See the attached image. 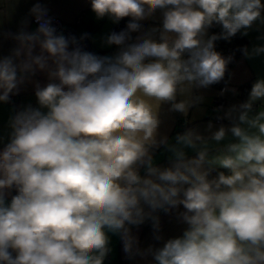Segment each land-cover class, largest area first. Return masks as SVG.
Masks as SVG:
<instances>
[{"label":"clouds","instance_id":"9594fccd","mask_svg":"<svg viewBox=\"0 0 264 264\" xmlns=\"http://www.w3.org/2000/svg\"><path fill=\"white\" fill-rule=\"evenodd\" d=\"M89 2L98 20L130 18L104 38L112 55L85 50L87 33L58 31L40 0L29 9L34 30L24 21L4 34L14 47L0 55V105L25 83L34 84L36 105L13 104L0 136V264H104L109 233L128 259L148 264H264V108L253 111L264 79L217 116L229 125L207 124L208 136L159 132L164 104L187 116L204 100L194 90L223 82L221 95L236 94L225 79L234 57L216 42L264 25V2ZM157 11L161 24L145 29ZM240 51L251 59L264 45ZM38 73L46 84L34 80ZM229 133L234 142L213 151ZM161 148L171 153L167 167L154 161ZM217 168L227 174L210 178ZM160 212L186 225L180 236L164 239ZM149 221L163 243L142 249L132 229Z\"/></svg>","mask_w":264,"mask_h":264},{"label":"crops","instance_id":"0c3cea01","mask_svg":"<svg viewBox=\"0 0 264 264\" xmlns=\"http://www.w3.org/2000/svg\"><path fill=\"white\" fill-rule=\"evenodd\" d=\"M36 2V0H0V55H7L10 49L14 47V41L7 39L4 34L15 33L22 26V22L27 21L28 30H34L37 26L33 18L29 15V9ZM44 4L49 13L62 19L66 30H70L73 35L78 38L84 33L88 34L87 42L88 49L98 55L110 53L112 55L117 49L115 46H107L104 43V38L113 31L114 25L108 17L98 20L91 10L89 0H40ZM264 2V0H262ZM80 18V22L77 20ZM162 22V12L157 11L153 17L143 21L145 29L154 26H159ZM66 35V33L64 32ZM136 35V34H133ZM246 37L249 39L248 49L251 50L254 46L264 45V25L257 24L252 30L248 32ZM258 79H264V54L255 56L251 59L245 58L243 55L239 58L238 62L231 69L227 79V87L235 88L236 94L231 91L224 93L225 106L221 111V115L232 105H238L248 98V94L252 85ZM34 80L39 81L41 85L47 83V77L43 73H38ZM249 83V84H248ZM249 86L245 87L244 85ZM225 88V87H224ZM220 89L210 86L207 89L194 90L195 95H202L204 100L199 105L191 108L188 115L185 116L181 113L170 112L169 105L164 104L161 106L160 118L161 125L159 132L162 136L166 135L170 140H173L177 133H182L188 128H197L202 134L208 136L206 131L207 124L211 121L216 130L221 124L229 125L230 122L223 119L221 122L212 119V111L210 106L216 100ZM31 103L36 105L34 96V84L25 83L21 87L19 95L12 97L11 104L0 105V136L6 137L7 135V121L12 110V105L17 106ZM264 108V101H258L254 105V112ZM183 123L187 126L183 128ZM234 142L231 134L229 133L225 141H222L218 146L215 142L211 143L213 151L218 147ZM2 146V145H0ZM189 157L195 156V152L191 149L186 150ZM170 156L167 150L161 148L155 151L154 161L157 166L167 167L170 164ZM218 169V168H217ZM144 172L141 170V175ZM182 210V208H181ZM161 223V235L165 240L168 238L178 237L182 234L186 225L182 224L175 215L159 213ZM133 234L139 239L140 247L147 248L151 244L160 246L161 242L153 240V229L151 222H145L139 228L133 227ZM110 247L112 251L108 255L104 264H148V260L136 257L130 260L126 257L123 251L122 242L117 235H112Z\"/></svg>","mask_w":264,"mask_h":264},{"label":"trees","instance_id":"16d2710c","mask_svg":"<svg viewBox=\"0 0 264 264\" xmlns=\"http://www.w3.org/2000/svg\"><path fill=\"white\" fill-rule=\"evenodd\" d=\"M130 18H124L119 23L114 25L113 31L119 32L120 30L124 29L128 23ZM221 31L219 26L213 27L209 30V34L212 33H219ZM87 38L83 41L85 43L84 48L85 50L91 51L88 49V42L86 41ZM249 44V39L246 36H242L239 33L233 37L230 41L225 40H218L216 42V51L220 52L223 56L227 57L232 55L234 57L233 61L228 65V73H226L225 79L227 80L230 74L231 69L234 65L238 62L239 58L242 56L240 51L241 48L247 47ZM248 48V47H247ZM249 84V83H248ZM248 84L244 85L245 87L249 86ZM226 85L222 82L220 84L213 85V87L217 89H223ZM223 171L227 174L226 169H216L211 173L210 178L215 177L218 172Z\"/></svg>","mask_w":264,"mask_h":264},{"label":"built area","instance_id":"2783aa9c","mask_svg":"<svg viewBox=\"0 0 264 264\" xmlns=\"http://www.w3.org/2000/svg\"><path fill=\"white\" fill-rule=\"evenodd\" d=\"M49 15L51 17H53V24L54 26L58 29V31H63L66 33V35H69V34H72V32L70 30H66L65 27H64V22L62 19L58 18L57 16H54L52 14L49 13ZM77 22L79 23L80 22V18L77 20ZM78 38V37H77ZM83 46L85 45L84 42H82ZM221 89L220 91L218 92V96L216 98V100L213 102V104L210 106V109L212 111V119L214 121H218V122H221L222 119H217V116H222L221 115V111L223 110L224 106H225V100H224V94L221 95ZM219 109V111H218ZM187 125L185 123H183V128H185Z\"/></svg>","mask_w":264,"mask_h":264},{"label":"water","instance_id":"95a60500","mask_svg":"<svg viewBox=\"0 0 264 264\" xmlns=\"http://www.w3.org/2000/svg\"><path fill=\"white\" fill-rule=\"evenodd\" d=\"M104 55H110V53H106V54H104Z\"/></svg>","mask_w":264,"mask_h":264}]
</instances>
